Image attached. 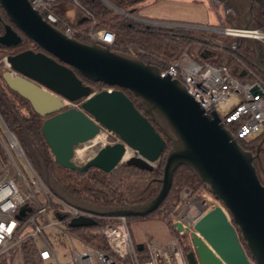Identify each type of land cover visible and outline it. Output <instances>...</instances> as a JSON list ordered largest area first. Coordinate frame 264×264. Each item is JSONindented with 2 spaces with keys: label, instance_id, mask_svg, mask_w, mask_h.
<instances>
[{
  "label": "water",
  "instance_id": "obj_1",
  "mask_svg": "<svg viewBox=\"0 0 264 264\" xmlns=\"http://www.w3.org/2000/svg\"><path fill=\"white\" fill-rule=\"evenodd\" d=\"M247 2L244 29L250 26L253 7L252 0ZM0 8L10 22L0 12V48H19L28 38L41 50L9 55L7 61L18 75L7 71L1 78L45 119L42 136L58 166L80 173L96 168L109 174L122 164L153 171L166 141L123 90L140 99L167 135V128L173 134L168 135L173 148L166 156L162 187L151 201L118 208L91 206L54 185L44 167V174L39 173L59 197L104 217H147L168 196L176 169L187 166L221 203L204 205L191 221L193 251L186 255L188 264H264V184L253 165V154L241 148L216 113L207 115L180 81L162 77L156 66L109 47L68 38L45 21L29 0H0ZM251 42L255 63L264 69L259 43ZM79 76L114 89L93 92ZM63 100L79 102L80 108H68ZM101 133L116 135L120 142L103 146L84 165L77 164V148ZM128 151L132 155L125 160ZM27 211L30 208L24 207L19 215ZM94 225V220L86 218L71 223L73 228ZM174 228L178 233L185 231L179 222ZM137 249L142 251L143 244Z\"/></svg>",
  "mask_w": 264,
  "mask_h": 264
},
{
  "label": "built area",
  "instance_id": "obj_2",
  "mask_svg": "<svg viewBox=\"0 0 264 264\" xmlns=\"http://www.w3.org/2000/svg\"><path fill=\"white\" fill-rule=\"evenodd\" d=\"M72 1L83 10L79 0ZM29 2L49 24L55 27L62 22L66 27L63 33L68 38L76 39V35L85 36L91 43L103 47H111L115 42V35L111 30H95V23L90 32L80 31L78 23L67 17L66 12L59 7L63 1L29 0ZM124 14H128V18L132 17L131 19L149 29H164L170 32L181 30L215 32L227 38L255 39L264 47V29L251 26L244 29L230 26L219 28L160 23L141 19L129 13ZM192 51L203 60H195L191 56ZM214 52L223 53V48L215 44L213 47L205 48L204 43L195 42L177 60L167 63L162 70H159L160 74L162 77L169 76L180 81L207 115L216 113L219 116L225 128L237 141L252 140L264 133V83L241 80L239 74L248 72L252 75V70L243 62L236 67L237 73L230 70L226 64L215 66L205 62L204 59L213 56ZM8 56L5 55L0 59V76L7 71L12 76H17L18 74L7 61ZM63 101L68 108H80L79 102ZM102 134L103 140L90 144L105 146L120 142L116 135ZM0 148L5 159L4 162L0 158V261L24 244L32 242L37 250L39 264H188L185 251L177 240L161 245L155 240L147 239L143 243V250L139 251L137 245L140 243H136L133 238L128 217L96 215L59 197L29 162L20 142L8 129L1 115ZM18 156L24 158L30 171V179L19 165ZM186 193L188 191H184L183 196L189 195ZM213 198L196 197L195 200H199V203H195L194 210L185 209L180 215L172 216L173 225L179 222L185 229L179 233L180 235L187 236L192 242L194 230L191 221L200 209L210 202L221 205L216 198ZM24 207L30 208V211L20 216L19 212ZM49 213L53 214L55 219H50ZM38 217L41 218L40 222L37 221ZM80 218L94 220L95 225L92 227L99 230L98 234L108 250L72 234L71 223ZM48 229L61 230L68 236L72 247L71 259L65 262L60 260V255L46 233ZM186 229L189 231L187 232ZM75 240L85 248L84 251L79 252L76 249ZM143 251L148 255L146 260L140 259L139 254Z\"/></svg>",
  "mask_w": 264,
  "mask_h": 264
},
{
  "label": "trees",
  "instance_id": "obj_3",
  "mask_svg": "<svg viewBox=\"0 0 264 264\" xmlns=\"http://www.w3.org/2000/svg\"><path fill=\"white\" fill-rule=\"evenodd\" d=\"M61 1L73 2L72 0H58V2ZM105 1L114 9L133 15L138 9L137 6L146 0ZM79 2L86 14V21L84 23L88 24V27L84 30H81V24H78V29L80 31L84 33L90 32L94 23L95 30H111L115 35V42L109 47L111 51L128 55L144 63L156 65L159 67V70H162L167 63L177 60L182 53L195 42L204 43L205 48L213 47L214 44L220 46L214 43L215 36L213 33L201 31L195 34L189 30L170 32L164 29H149L147 26L131 18L122 17L101 0H79ZM252 2L253 7L248 15L249 24L253 28L264 29V0H252ZM0 12L5 21L10 23L1 8ZM238 20L240 24L243 25V20ZM55 27L61 32L66 30L62 22ZM2 31L3 29L0 26V34H2ZM76 39L91 43L85 36L76 35ZM232 39V43L228 38L224 40L225 42L223 46H221L223 48V54L229 56V61L233 62L236 66H239L240 62L246 64L264 82V69L255 63V50L251 40L245 38ZM29 45L36 46L31 40L25 38V42L22 46L17 48L15 53L17 54L31 49ZM259 46L262 55L261 44H259ZM8 50L9 49L0 48V54L10 55ZM203 57H205V55ZM261 60L263 63V56ZM250 76L248 72H244L242 76L240 74L238 75L241 80L249 78L250 81H252ZM79 77L83 80L84 84L91 86L93 92L97 93L114 89L109 88L103 83H96L82 78L81 76ZM2 82L0 76V115L3 121L8 129L16 136L25 151L29 145L28 138L30 134H33L31 132L33 131L39 137L43 147L41 156L43 162L46 163L48 173L54 185L59 186L71 198L99 208H118L145 204L158 195L162 187L164 160L172 150L173 142L162 127L146 112L140 99L134 96L130 91L123 90L132 100L135 107L152 122L156 130L166 141V148L158 165L151 172L135 166L122 164L109 174L96 168H91L80 173L62 168L54 162V158L41 132L45 119L38 116L26 100L10 91L5 83H3V86ZM262 138H264V133L252 140H238V144L244 151L254 152L256 145ZM0 152H2L1 148ZM262 158L264 159V152L262 153ZM199 189H206L210 192L209 186L201 181L191 168L181 166L174 172L172 187L160 207L147 217H128V224L132 220H148L152 217H156L158 220L169 224V229L173 231V234L179 241H184L188 237L180 235L174 228V225L168 221L169 212H172L182 204L181 193L184 191L195 193L199 191ZM91 228L93 227L73 229L79 234V237L94 243V239L100 238V235L87 233ZM241 242L243 246H245V242ZM99 247L108 250L105 244ZM183 249L186 255L192 251L190 245L183 247ZM21 251L24 264H39V262H37V250L32 242L24 244L21 247ZM139 256L141 260H146L148 258L145 251L141 252ZM6 262L7 258L2 259L0 264H7Z\"/></svg>",
  "mask_w": 264,
  "mask_h": 264
},
{
  "label": "rangeland",
  "instance_id": "obj_4",
  "mask_svg": "<svg viewBox=\"0 0 264 264\" xmlns=\"http://www.w3.org/2000/svg\"><path fill=\"white\" fill-rule=\"evenodd\" d=\"M204 2L207 3L208 9H210V11L212 12L214 11V13L218 16V24H219L218 27L219 28H222L224 26H230L233 28H243V25L240 24L238 19L243 20L244 12L248 9V2L246 0H221L219 2H217L216 0H205ZM143 3L137 6L138 9L133 14V16L141 18V19L149 20L152 22L178 23V24H186V25H194V26H202V27L211 26L209 25L210 15L201 1H195L194 4L192 5H187L184 3H174V2H170L166 0H155L153 2H150V0H146ZM68 5H71V8L76 12V22L78 24H81V27H80L81 30L86 29L88 27V24L84 23L86 21L85 12L75 2H68ZM109 7L113 9L116 13L120 14L122 17L126 18L129 16L128 14H124V12L122 11L114 9L111 5ZM235 12L238 13V15ZM192 32L196 34V33H200L201 31L192 30ZM213 34L215 36L214 43H217L220 46H223V43L225 42L224 40L227 39V37H224L221 34L215 33V32H213ZM228 40L231 43L233 41L232 38L230 39L228 38ZM29 48L33 49L32 45H29ZM261 49H262V56H263L262 64L264 65V47L262 45H261ZM190 53H191V56L195 60H198V61L203 60V58H199L198 56H196L193 53V51ZM5 55L6 54H2V55L0 54V59ZM204 61L210 64H213L215 66H219L222 63L226 64L230 70H233V67L235 68L236 66L235 64H233V62L229 61V56L223 53H218V52H214L213 56L211 57L209 56L208 58H205ZM250 77L252 81H250L249 78H246V80H243V81L245 82L260 81L264 83L260 79V77L256 75V73L253 70H252V75ZM3 83L4 82H2V84ZM155 117L159 120L160 123L164 122L157 115H155ZM1 130L3 132L2 128ZM166 132L168 133V135L173 136L172 132L168 130V128L166 129ZM31 133L33 134H30L28 138L29 145L26 151L24 148L23 149L26 152L25 155L27 159L32 164L34 169L38 172L42 171L44 174V167H46V163L43 162V158L41 156L43 147L41 145L39 137L33 131ZM101 138L102 140L104 138L102 133H101ZM257 145H259L260 148L264 149V138H262L258 142ZM103 146L104 144L102 145L97 144L94 146H92L91 144H86V145L79 146L77 148L75 162L79 165H84L88 160L93 158ZM131 155H132V152H129L128 156H131ZM0 158H2V161L5 162L2 152H0ZM17 161L19 165L21 166V168L23 169L24 173L30 179V171L28 167L26 166L24 158L18 156ZM158 163L156 164V166L158 165ZM262 178L264 181V170L262 171ZM188 193H189L188 196H183V193H181V201H182L181 203L182 204L176 209H174L172 212H169L168 221L171 222L172 224H173L172 216L180 215L185 209H189V210L195 209V203H199V200H195L196 197L213 198V195L206 189H199V191L195 193H191L188 191ZM188 193H186V195ZM193 200H195V202ZM49 216H50V219H55V216L53 214L49 213ZM37 221L40 222L41 218L38 217ZM168 226L169 224L158 220L156 217H152L151 219H148V220H132L129 223L131 233L136 243L143 244L146 242L147 239H150V240H155L161 245H166L171 240H177L180 243V245H182L183 247L190 245L193 251V245L190 239L187 238L184 241H181V240L179 241L178 238H176L175 235L173 234V231L169 229ZM98 231H99L98 229L91 228L89 229L87 233L99 235ZM71 232L75 236L79 235L78 233L74 231V229H72ZM46 233L49 236L52 243L54 244L56 251L60 255V260L65 262L71 259L72 258V247H71V243H70L68 236L61 230L55 231L53 229H48ZM94 243L97 244L98 246H103L104 244L102 238L94 239ZM74 245L76 246V249L79 252H82L85 250V248L82 247L77 240L74 241ZM6 258H7V262H6L7 264H24L21 248L11 253L10 256ZM6 258H3V259H6ZM37 262H39L38 257H37Z\"/></svg>",
  "mask_w": 264,
  "mask_h": 264
},
{
  "label": "crops",
  "instance_id": "obj_5",
  "mask_svg": "<svg viewBox=\"0 0 264 264\" xmlns=\"http://www.w3.org/2000/svg\"><path fill=\"white\" fill-rule=\"evenodd\" d=\"M153 1H155V0H150V2H153ZM166 1L174 2V3H184L187 5H192V4H194L195 1H201L204 4V7L207 9V11L210 15L209 16V20H210L209 25L216 26V27L219 26L218 16L214 13V11L212 12V11H210V9H208L207 3L204 2L205 0H166ZM59 7L66 12L67 17L71 18L74 22L76 21V12L71 8V5H68V2L63 1L62 3L59 4ZM236 14L238 15V13H236ZM236 67L237 66H235V68L233 67V70L235 72L237 71Z\"/></svg>",
  "mask_w": 264,
  "mask_h": 264
},
{
  "label": "flooded vegetation",
  "instance_id": "obj_6",
  "mask_svg": "<svg viewBox=\"0 0 264 264\" xmlns=\"http://www.w3.org/2000/svg\"><path fill=\"white\" fill-rule=\"evenodd\" d=\"M217 2L221 1V0H216ZM247 1V0H246ZM32 50H35L36 52H41V50L36 47V46H32ZM17 50V48L15 49H9V53L10 55H15V51ZM18 54V53H17ZM264 152V149L260 148L259 145H256V149L254 152L251 151V153L253 154V165L256 169L257 175L260 179V181L264 184L263 178H262V171L264 170V159L262 158V153Z\"/></svg>",
  "mask_w": 264,
  "mask_h": 264
},
{
  "label": "bare ground",
  "instance_id": "obj_7",
  "mask_svg": "<svg viewBox=\"0 0 264 264\" xmlns=\"http://www.w3.org/2000/svg\"><path fill=\"white\" fill-rule=\"evenodd\" d=\"M102 138H101V134L98 135L94 140H93V143H96L97 141H101ZM131 152V151H128L127 154L125 155V160L128 159L130 156H128V153Z\"/></svg>",
  "mask_w": 264,
  "mask_h": 264
}]
</instances>
